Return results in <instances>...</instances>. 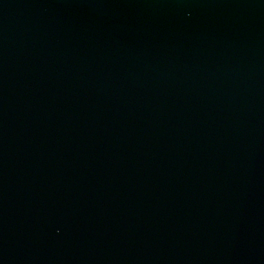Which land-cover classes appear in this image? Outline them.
Masks as SVG:
<instances>
[{"label": "water", "instance_id": "obj_1", "mask_svg": "<svg viewBox=\"0 0 264 264\" xmlns=\"http://www.w3.org/2000/svg\"><path fill=\"white\" fill-rule=\"evenodd\" d=\"M0 264H264V0H0Z\"/></svg>", "mask_w": 264, "mask_h": 264}]
</instances>
